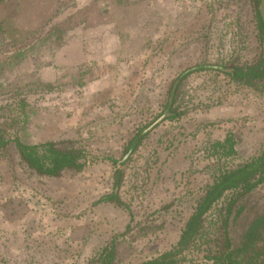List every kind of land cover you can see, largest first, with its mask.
<instances>
[{"label": "rangeland", "instance_id": "rangeland-1", "mask_svg": "<svg viewBox=\"0 0 264 264\" xmlns=\"http://www.w3.org/2000/svg\"><path fill=\"white\" fill-rule=\"evenodd\" d=\"M262 56L253 0H0V264H91L112 241L118 264L169 251L207 186L264 151V84L212 69ZM197 64L211 69L182 82V116L128 153ZM228 133L237 154L208 157ZM16 138L75 147L83 169L40 176ZM118 169L121 204L100 202ZM248 200L264 203V184ZM200 247L180 264H214Z\"/></svg>", "mask_w": 264, "mask_h": 264}, {"label": "trees", "instance_id": "trees-1", "mask_svg": "<svg viewBox=\"0 0 264 264\" xmlns=\"http://www.w3.org/2000/svg\"><path fill=\"white\" fill-rule=\"evenodd\" d=\"M257 30L260 40L264 41V0H253ZM211 69L197 64L185 70L172 84L168 103L150 123L144 125L128 146V153L136 150L150 133L167 120L180 118L182 113L175 106L178 89L188 76ZM224 73L232 81L247 85L264 84V56L247 64H230L225 67H212ZM21 160L40 176L59 178L68 170L83 169L84 154L81 150L53 141L25 143L20 139L13 140ZM6 141L0 135V146ZM237 138L228 133L224 140L210 145L208 157L221 161L234 157ZM122 160H113L121 166ZM123 171H116L113 192L104 196L100 202L121 204L119 192L122 187ZM264 184V151L236 168L222 171L212 184L207 186L198 198L193 213L184 224L178 242L167 252L156 258L139 264H180L181 254L191 246H201L206 252L205 258L214 264H264V203L250 202L248 197ZM221 204L215 222V229L204 237L208 217ZM115 241L107 244L91 264H118Z\"/></svg>", "mask_w": 264, "mask_h": 264}, {"label": "crops", "instance_id": "crops-1", "mask_svg": "<svg viewBox=\"0 0 264 264\" xmlns=\"http://www.w3.org/2000/svg\"><path fill=\"white\" fill-rule=\"evenodd\" d=\"M91 44H97V39H96L95 41H94V40H92ZM97 46H100V43H99V44H97ZM88 57H90V55H88Z\"/></svg>", "mask_w": 264, "mask_h": 264}]
</instances>
